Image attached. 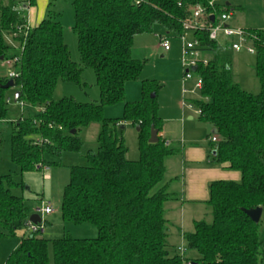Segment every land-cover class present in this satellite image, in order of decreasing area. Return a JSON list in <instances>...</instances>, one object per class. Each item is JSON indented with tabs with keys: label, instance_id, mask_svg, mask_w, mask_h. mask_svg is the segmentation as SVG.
<instances>
[{
	"label": "trees",
	"instance_id": "16d2710c",
	"mask_svg": "<svg viewBox=\"0 0 264 264\" xmlns=\"http://www.w3.org/2000/svg\"><path fill=\"white\" fill-rule=\"evenodd\" d=\"M35 3L30 0L29 7ZM197 4L213 17L235 9L227 0H73L72 30L80 54L76 62L64 41L61 13L52 8L53 0L47 15L26 36L19 31L26 20L25 3L0 0V66L17 58L11 68L15 77L8 75V67L0 73V123L8 120L11 87L3 85L9 80L19 92L17 101L38 108L21 112L12 121L10 160L16 171L22 174L56 164L46 155L59 158L66 151H79L82 128L94 122L100 125L97 147L87 150L85 164L69 167L60 202L63 221L92 224L97 235L47 238L24 233L4 264H50V248L53 264H183L185 256L169 248L164 216L166 203L175 199L164 183L165 159L176 149L165 145L160 135L149 142L150 128L158 133L162 129L157 97L161 83L142 79L140 99L125 101L121 117H106L104 108L124 101L126 83L143 69L144 61L131 54L134 37L152 32L155 25L181 37ZM207 23H213L211 17ZM251 33L257 93L241 87L232 71V53L208 38L206 26L193 32L201 44L193 75L201 79V86L200 98L188 100L217 130V143L208 135L216 151L209 158L241 175L239 181L208 184L206 203L212 221L195 220L193 230L184 233L186 248L196 254L189 258L194 264H264V232L260 237L258 222L245 212L264 208V29ZM5 35L12 36L14 46ZM87 67L95 74L97 101L53 98L59 81L86 85L82 73ZM125 123L138 127L136 160L126 156L121 128ZM16 171L0 172V238L15 235L30 216L24 198L12 191L23 185L15 179Z\"/></svg>",
	"mask_w": 264,
	"mask_h": 264
},
{
	"label": "rangeland",
	"instance_id": "374dc122",
	"mask_svg": "<svg viewBox=\"0 0 264 264\" xmlns=\"http://www.w3.org/2000/svg\"><path fill=\"white\" fill-rule=\"evenodd\" d=\"M73 0H53L52 8L61 13L60 20L63 24L64 40L69 48L72 60L79 62L80 54L77 47V39L72 30L74 22ZM235 6L228 23L232 26L244 27L247 29H264V0H227ZM48 10L44 17L47 15ZM160 34L170 44L169 50L163 52L156 50L160 44ZM193 39V32L186 30L182 37H177L172 33L167 34L160 25H155L152 33L142 34L136 37L133 42L132 56L144 61L143 69L139 77L128 84V92L124 96V101L107 105L104 108L106 117L118 118L123 113L124 102L127 100H138L141 97L140 81L144 77L156 79L161 83L159 91V105L161 108L160 116L163 119V133L165 145L166 141L169 147L176 149L173 155L165 159L166 173L164 180L170 181L174 189L179 194L182 189V149L193 147L194 149L210 146L205 135L211 136L217 134L211 133L212 127L208 122L203 121L197 112L196 107L188 99H199V90L195 88L196 78L184 77V56L182 46L186 41ZM221 41L224 38H219ZM232 53V71L236 75L237 81L241 87L249 92L257 93L260 90V84L255 74L254 64L255 55L250 54L245 48L237 51L229 50ZM7 67L0 66V73H6ZM82 79L86 85H79L73 82L59 81L53 93V98L58 99L61 96H72L78 101L88 102L99 99V89L96 84L95 74L92 68L87 67L82 73ZM184 90L186 92H184ZM15 87H11L8 92L9 115L8 120L0 123V149L1 162L0 172L8 173L16 171L14 164L10 160V137L12 130V121L16 119L21 112L26 114L29 110L37 111L36 107L21 108L20 101H14ZM131 97V98H129ZM96 125V124H94ZM92 125V126H94ZM123 137L129 154H138V135L137 128L131 123L124 124ZM96 129L90 127L81 134L83 145L79 151H66L61 157L46 155V160L56 162L50 164L49 168L33 171L17 172L16 180L23 183L22 186L13 188V193L24 198L28 208V213L38 214L45 222L44 237L58 238L64 234H70L73 237L91 238L97 235V229L89 223L75 224L65 222L61 218L60 202L64 185L69 179V167L71 165L85 164V154L87 150H95L97 147ZM218 137V136H217ZM166 140V141H165ZM168 146V145H167ZM210 150H208L209 153ZM211 155V154H210ZM216 165H220L216 163ZM47 175V176H46ZM178 177L179 179H176ZM50 204L53 211L50 214H44L43 208ZM187 211V210H186ZM186 222L192 224L193 219L212 221L211 207L204 203H196L186 212ZM188 227V226H186ZM25 232L24 228H18L15 235H5L0 238V255L3 261H6L9 254L18 247L15 244ZM264 232V208L258 222V234L261 237ZM182 247L184 256L190 258L195 254L194 251L186 248V242L183 236H170L168 238L169 248L172 244ZM174 247V246H173ZM50 264H53L52 249L49 250ZM5 263V262H4Z\"/></svg>",
	"mask_w": 264,
	"mask_h": 264
},
{
	"label": "crops",
	"instance_id": "0c3cea01",
	"mask_svg": "<svg viewBox=\"0 0 264 264\" xmlns=\"http://www.w3.org/2000/svg\"><path fill=\"white\" fill-rule=\"evenodd\" d=\"M48 2H49V0H36L35 5H33L27 9L26 20H27L28 24L30 25V27L37 25L44 18L46 8L48 10ZM150 33H152V32L142 33V34H150ZM142 34L136 35L134 37L133 42H136L137 41V40H135L136 37H138ZM160 36H161L160 34L157 35V37H159V38H160ZM132 47H133V45H132ZM160 49L163 52L167 51V50H164L159 44V46L156 47V50L158 51ZM132 52H133V50L131 49V54H132ZM134 58H136V57H134ZM145 78H149V77H144L142 79H145ZM130 82H132V80L128 81L125 85V94H127V92H128V84ZM140 83H141V81H140ZM196 89H198V88H196ZM157 97H158V103H159L160 102L159 101V92H158ZM129 98H131V97H129ZM127 101H129V100H127ZM130 101H134V100H130ZM163 106L164 105H162V106L159 105V115L161 113V108ZM94 124H96V125H94ZM92 125H94V126H92ZM124 126H123V128H125ZM90 127H93V129H96V133L98 134L100 125H99V123L94 122V123H91L88 126L82 128V130L80 131V137H81V134L86 129H90ZM211 127L213 130L214 128L212 125H211ZM212 130H211V133H213ZM159 133L162 137L165 134L163 132V119H162V129ZM97 134H96V138H97ZM213 134H215V133H213ZM208 135H210V133H207L205 135L207 140H208ZM208 142H209V140H208ZM209 144H210V142H209ZM168 146H169V144H168ZM208 150H210L209 153H208ZM181 151H182V163H183L182 164L183 165L182 166V168H183L182 169V184H183V186H182V189L180 191L181 193L179 194L177 189H174V187H173V185H171L170 181L164 180V183H166L168 186V190L175 193V199L167 202L165 205V210H164V216L167 220V230H168L167 242H168V238H170V236H176V237L183 236L184 237L185 232L193 230V223H194L195 219H193L192 224L189 225L190 223L189 224L185 223L186 222V215L185 214L187 211H189V209L192 208V205H195L196 203H204L205 205H207L206 201L209 197L208 184L211 181L219 180V179L239 181L240 177H241L240 172L238 170L229 169L226 167L225 164L216 165L215 162H213L209 158V155L212 154V152L214 151V149L212 148L211 145L208 148L202 147V148L194 149L193 147H189L187 149H182ZM126 156L130 160H136L139 156V151H138L137 155L136 154H129V150L127 147ZM44 168L48 169L49 166L46 165L41 169H44ZM166 171H165V173H166ZM176 179H179V178L176 177ZM186 226H188V227H186ZM22 228H24V227H22ZM43 234H44V232L42 233V235ZM20 240H21V237L19 238V242H17L15 244V247L20 243ZM171 246L172 247L174 246L173 248L179 247V246H176L174 244H172ZM1 254L3 256V254H5V253L0 252V255ZM4 262L5 261H3V259L0 258V264H4Z\"/></svg>",
	"mask_w": 264,
	"mask_h": 264
},
{
	"label": "built area",
	"instance_id": "2783aa9c",
	"mask_svg": "<svg viewBox=\"0 0 264 264\" xmlns=\"http://www.w3.org/2000/svg\"><path fill=\"white\" fill-rule=\"evenodd\" d=\"M141 0H135V2H140ZM22 3H25V7L28 9L30 0H21ZM212 4V2H210ZM230 13L223 12L216 17H213V23L209 22V18L211 14L206 11V8L200 4H197L191 8V12L189 17L186 19L184 23V27L186 30H191L192 32L204 28L206 26V30L208 32V38L210 40H214L219 42L225 50H234L237 51L241 48H245L246 51L250 54L255 53V48L252 44L253 34L251 33L250 29L239 27V26H232L228 23L230 18ZM30 29V25L28 24L27 20H25L23 26L19 29V31L26 36ZM185 30V31H186ZM184 34V33H183ZM183 36V35H182ZM181 36V37H182ZM223 37L224 40L221 41L219 38ZM6 41L11 45L14 46L12 42L11 35H5ZM160 46L164 50H168L170 48L169 42L162 36H160ZM201 44L199 40L193 37L192 40L186 41L183 43L182 50L184 56V77L191 78L193 76L192 68L196 67L197 61L200 58V48ZM17 58L7 59L4 64L9 68L8 75L10 77H15L16 73L11 69L13 64L16 62ZM196 78L195 88L201 86V79L199 77ZM184 92H186L184 90ZM21 108L23 107V103H20ZM198 112V111H197ZM160 135V133H158ZM161 136V135H160ZM162 137V136H161ZM166 141V140H165ZM211 141L213 143L218 142V137L213 135L211 137ZM166 144L169 143L166 141ZM44 214H50L53 211V208L50 204H47L43 208ZM45 227V222L41 220L39 222L33 223L29 218L24 224L25 233L27 234H34V233H43ZM177 251L183 256L185 250L182 247H177ZM183 264H194V262L189 258H183Z\"/></svg>",
	"mask_w": 264,
	"mask_h": 264
},
{
	"label": "water",
	"instance_id": "95a60500",
	"mask_svg": "<svg viewBox=\"0 0 264 264\" xmlns=\"http://www.w3.org/2000/svg\"><path fill=\"white\" fill-rule=\"evenodd\" d=\"M211 19L213 20V16H211ZM192 70H195V67L192 68ZM14 86V82L12 80H9L6 84L3 85L4 88H9V87H13ZM19 96V92H15L14 94V101H17ZM121 128H123V125L121 126ZM138 129V127H136ZM213 133H216L217 130L213 129L212 130ZM158 140V131L157 129H155L154 127L150 128V136H149V142H156ZM216 151L214 150L212 152V154H215ZM246 214L254 221V222H259L261 214H262V207H256V208H251V209H247L245 210ZM29 219L33 222H39L40 221V217L38 216V214H31L29 216Z\"/></svg>",
	"mask_w": 264,
	"mask_h": 264
}]
</instances>
